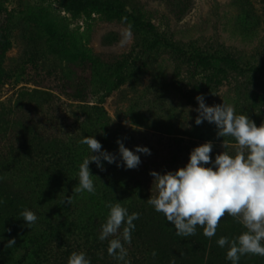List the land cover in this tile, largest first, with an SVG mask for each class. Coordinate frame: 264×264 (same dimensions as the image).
Here are the masks:
<instances>
[{
	"label": "rangeland",
	"instance_id": "obj_1",
	"mask_svg": "<svg viewBox=\"0 0 264 264\" xmlns=\"http://www.w3.org/2000/svg\"><path fill=\"white\" fill-rule=\"evenodd\" d=\"M97 1L128 13L73 0H0L1 36L11 43L6 66L15 75L13 84L0 86V133L16 106L23 110L27 100L46 105L58 95L42 87L52 85L58 69L38 58L26 26L47 7L68 18L72 28L91 30L94 60L82 73L90 102L60 96L71 106L91 108L84 137L96 136L118 163V139L130 150L146 146L152 154L141 155V165L132 170L107 162L101 170L92 163L95 194H75L79 164L91 157L88 146L81 139L69 155L64 142H43L32 132L25 150L0 163V264H67L74 251H84L92 264H118L107 253L108 242L98 239L107 205L117 201L129 213H140L132 243L125 245L131 264H230L227 249L216 241L236 238L245 230L242 224L226 215L212 238L200 226L195 235L178 236L147 203L157 195L150 173L183 167L191 150L205 143L202 132L214 146L223 144L214 125H195L197 113L189 109L198 107V95L210 106L231 103L237 114L249 115L257 126L264 123V107L238 94L260 95L264 71L242 72L221 59L232 57L243 69L264 65V0ZM56 156L63 166L51 165ZM66 196H72L71 205L63 203ZM25 208L38 216L34 225L22 220ZM12 239L16 244L7 247ZM240 264H264V257L243 256Z\"/></svg>",
	"mask_w": 264,
	"mask_h": 264
},
{
	"label": "clouds",
	"instance_id": "obj_2",
	"mask_svg": "<svg viewBox=\"0 0 264 264\" xmlns=\"http://www.w3.org/2000/svg\"><path fill=\"white\" fill-rule=\"evenodd\" d=\"M195 99L198 107L189 109L197 113L195 125L200 126L205 121L214 125L217 138H223V151L213 158L214 144L207 141L191 150L183 167L163 173L152 171L157 195H151L147 203L174 226L178 236L184 237L195 235L200 226L204 229L203 234L212 238L222 218L230 216L245 230L234 239L227 236L217 239V246L227 249L226 260L230 264H240L243 256L264 257V123L257 126L249 115L237 114L231 103L223 101L210 106L204 95ZM225 137L233 138L238 145L234 153L225 150ZM80 143L88 146L91 157L84 158L79 164L75 194H95L94 176L90 170L92 163L101 170L104 169L103 162L132 170L141 165V155L152 154L146 146L130 150L118 139L121 161L118 163L117 156L103 149L96 136H86ZM63 203L71 205L72 196H66ZM107 208L108 216L101 225L98 239L108 242L107 253L118 264H131L125 245L132 243V233L136 229L134 222L140 218V213H129L118 201L109 203ZM21 216L27 226L38 221L36 213L28 208ZM15 244V239L9 240L7 247ZM67 264L92 262L84 251H74Z\"/></svg>",
	"mask_w": 264,
	"mask_h": 264
},
{
	"label": "trees",
	"instance_id": "obj_3",
	"mask_svg": "<svg viewBox=\"0 0 264 264\" xmlns=\"http://www.w3.org/2000/svg\"><path fill=\"white\" fill-rule=\"evenodd\" d=\"M73 1L86 5H99L118 12L128 13L122 7L97 0ZM135 20L139 21L137 18ZM26 26L32 29V33L38 44L39 48L36 51L38 58L41 61L51 62L58 69L57 73H54L56 75L54 76L52 85L42 87L56 92L59 96L52 94L51 102L46 105H39L27 100L23 104L21 103L24 107L23 110H21L19 105L12 109V113L7 116L9 126L0 133V163L6 162L14 154L25 150L26 141L32 132L38 135L43 142L55 140L64 142L69 155L73 154L76 143L86 135L84 132L88 122H86V119L90 117L91 112L90 107L84 105L78 107L71 106V104L63 102L60 98L61 96L75 102H90V92L87 90L86 85H84L82 73L85 67L90 63L92 64L94 60L93 50L89 47L91 30L87 29L81 32L79 29L72 28V24L68 18L57 14L47 7L27 20ZM1 31L2 29L0 28V86H6L15 82V75H13L12 69L6 66V53L10 49L11 43L4 36H1ZM199 58L202 60L207 59L204 56H199ZM221 59L226 62V65L233 64L242 72L264 71V65L243 69L232 57ZM32 64L34 68L38 65L37 63ZM243 91L238 94L242 97L247 95V98L258 102L261 107H264V88L261 89L260 95L251 94L249 90ZM79 110L82 111V114L78 113ZM85 112L88 116L84 114ZM39 115L42 117L40 121L37 120ZM206 136V133L202 132L199 140L203 142L210 141ZM226 142L227 147L225 150L234 153L238 145H236L233 139ZM222 151V145L214 146L213 158L215 154ZM50 163L55 168L64 165L63 158L58 156L53 157ZM66 256H69L68 252L64 253L62 258ZM111 258L113 259V257Z\"/></svg>",
	"mask_w": 264,
	"mask_h": 264
}]
</instances>
